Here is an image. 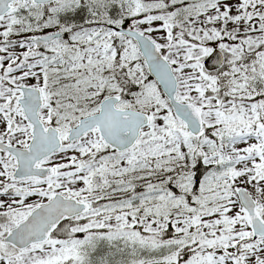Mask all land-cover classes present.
Segmentation results:
<instances>
[{"label": "snow or ice", "instance_id": "obj_1", "mask_svg": "<svg viewBox=\"0 0 264 264\" xmlns=\"http://www.w3.org/2000/svg\"><path fill=\"white\" fill-rule=\"evenodd\" d=\"M0 264H264V0H0Z\"/></svg>", "mask_w": 264, "mask_h": 264}]
</instances>
